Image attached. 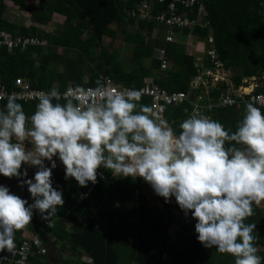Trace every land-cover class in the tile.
<instances>
[{"label":"trees","instance_id":"16d2710c","mask_svg":"<svg viewBox=\"0 0 264 264\" xmlns=\"http://www.w3.org/2000/svg\"><path fill=\"white\" fill-rule=\"evenodd\" d=\"M6 1L20 11L30 12L32 21L36 24L47 25L53 14L64 16V22L56 33L10 23L4 18ZM29 1L33 0H0V32L23 37L33 35L47 42L46 46H29L23 51L8 52L0 49V81L7 87H11L17 77L28 80L34 88L51 90L55 87L59 91L69 85L96 87V81L101 80V76H109L115 82L127 86L144 77H152L168 91L188 92L190 80L198 75L194 57L185 52L181 41L176 39L169 44L163 43V40L157 41L161 37L163 39L159 32L164 30L157 23L137 22L139 28L146 29V38L152 40L149 44H145L141 34H125V41L135 46L136 58L152 57L153 65L150 67L138 63V70L126 73L120 62L101 45L104 37L111 40L116 38V31L110 28L111 24L131 26L136 22L125 16V10L135 7L138 0H41L35 6L29 4ZM200 1L207 13L208 26L176 30V35L190 33L202 41H206L211 35L217 59L225 68L236 71L241 68L231 78L236 88L244 83L245 78L262 76L264 0ZM157 11L159 12L158 8L155 9ZM193 14H196V9ZM155 29L157 35L153 38ZM160 46L166 47L171 61V68L165 72L160 71V62L154 55L155 49ZM210 47L211 45L207 46ZM58 49L63 53L58 52ZM60 66L63 67L62 72H58ZM85 75L87 82H84ZM218 95L219 91H216L213 97ZM191 102L171 107L165 114L166 121L177 134L181 131L179 125L194 109ZM18 103L23 105V110L29 117L36 110L35 102ZM140 103L148 106L149 99L141 98ZM204 103L209 102L205 100ZM240 107L242 108L241 104L238 107H216L210 114L226 130L235 131L241 120L238 115ZM4 108L5 105H2L0 110ZM261 110L264 111L262 108ZM225 146L230 145L226 142ZM56 160L58 166L53 170V186L63 191L65 204L47 220L49 225L44 224V219L38 212L34 213L32 222L15 233L16 241L25 231L44 235L47 240L44 257L49 258V250H56V264H235V257L227 253L223 254L220 262L211 259V255L197 239V221L192 218L191 213L185 215L186 218L182 221L175 220L173 209L184 213L175 197L172 205L154 191L153 195L161 203V207H150L144 191L149 187L142 179L117 178L103 168L98 170L103 177L98 176L95 185L89 182L79 192L78 182L74 178L66 180L65 166L58 157ZM0 182L17 194L16 189L20 187L17 178L9 179L0 174ZM24 190L29 193L27 187ZM85 193L87 197L78 201L80 194ZM32 202L33 200L29 203ZM253 211L254 215L248 217L245 223L256 224L254 243L256 247L261 246L257 255L264 258V207L259 208L253 204ZM172 225L177 226L173 238L168 234ZM34 263L41 264L38 259Z\"/></svg>","mask_w":264,"mask_h":264},{"label":"clouds","instance_id":"9594fccd","mask_svg":"<svg viewBox=\"0 0 264 264\" xmlns=\"http://www.w3.org/2000/svg\"><path fill=\"white\" fill-rule=\"evenodd\" d=\"M96 85L39 93L30 117L17 97L7 96L0 110V174L27 185L33 202L0 184V252H14L15 233L34 213L47 221L64 206L52 180L58 157L65 179L81 187L95 185L101 168L114 177L143 178L166 203L174 196L185 215L191 213L204 247L231 254L235 264H262L256 224L245 221L254 215L253 204L264 202V111L247 104L235 131L193 113L177 134L140 103V91H120L102 80ZM24 165L37 169L33 178L25 179Z\"/></svg>","mask_w":264,"mask_h":264},{"label":"built area","instance_id":"2783aa9c","mask_svg":"<svg viewBox=\"0 0 264 264\" xmlns=\"http://www.w3.org/2000/svg\"><path fill=\"white\" fill-rule=\"evenodd\" d=\"M126 1V0H124ZM158 8L159 12H155ZM196 9V14L193 12ZM206 11L201 4L200 0H138L135 7L127 8L125 10V16L131 20L140 22H153L162 25L163 27V43L169 44L176 41V30L182 31L185 29H194L196 27L205 28L208 26L206 20ZM157 31V29H155ZM211 31V30H210ZM157 33H153L155 38ZM192 35V34H191ZM197 37V36H195ZM198 38V37H197ZM203 44L206 66L196 65L198 75L194 77L192 85L188 92L185 91H168L163 88L159 83L154 81V78L149 77L135 82L132 85H123L115 82L109 76H101V80L120 91L138 90L142 93V98L149 99V107L157 112L163 119L169 108L178 107L184 105L187 102H191L194 109L191 113H197L201 115V112L206 107H233L235 105H243L245 103H252L258 108L264 109V74L262 76H251L244 79V83L235 88L232 94H225L226 90H221V85H229L230 77L228 76V69L225 68L223 63L217 59L215 47L213 45V38L211 35L206 41L198 42ZM45 40H39L36 37L20 35H13L10 32H0V49H5L8 52L14 50L23 51L29 46H46ZM193 45V44H192ZM211 45L210 48H207ZM195 48H197L195 46ZM201 49V47H200ZM155 58L160 62V71L165 72L171 67L170 59L166 47L160 46L155 49ZM213 64V65H212ZM170 66V67H169ZM156 79H158L156 77ZM76 87L69 85L63 91H59L63 94L68 87ZM84 88H95L93 86H81ZM209 87V89H208ZM207 101H210L208 105L204 104L203 94L207 92ZM246 89H250L247 91ZM203 90V92H202ZM219 91L217 99L209 97L210 91ZM41 88H34L30 82L22 77H17L11 83V87H7L0 81V96L4 99H0V108L2 105H6L7 96L13 95L17 97V102L38 103L36 97L39 93L48 92ZM63 102V101H61ZM56 159V158H55ZM46 164L50 167V162L46 161ZM58 166V161H57ZM55 169V168H54ZM53 169V170H54ZM101 173V172H99ZM99 177H103L98 175ZM78 197V201H82L84 198ZM45 225H49V222L44 220ZM16 248L13 253L7 250L0 252V264H35L34 260L39 259L46 255V247L40 240V235L34 234L29 231L23 232L21 238L16 241Z\"/></svg>","mask_w":264,"mask_h":264},{"label":"rangeland","instance_id":"374dc122","mask_svg":"<svg viewBox=\"0 0 264 264\" xmlns=\"http://www.w3.org/2000/svg\"><path fill=\"white\" fill-rule=\"evenodd\" d=\"M37 2H38V0L37 1L33 0L32 2L29 1V4H32V5L35 6V5H37ZM52 23H54V22H52ZM110 28L113 29L114 31H116V38L114 40H111L108 37H104L102 39L101 45H103L106 48V50L110 54H112L113 57L116 60H118L120 62L124 72L127 73V72L138 70L139 69V64L138 63H141L142 65H145L147 67H150V66L153 65L152 57L136 58V55H135V52H134V50H135L134 44L128 43V42L125 41V34L129 33V32L130 33H132V32L133 33H138V34L143 35L144 39H145V44L146 43L149 44L150 41H152V40L146 38V35H148L146 29L139 28L138 24H137V21L134 22L131 26L111 24ZM153 33H157V31L153 30ZM162 33H163V30H161L159 32V35L162 34ZM175 38L178 41H181L184 44L183 47L185 48V52L187 54H189V55H192L194 57V62H195L196 65H199V66L201 65L202 67L206 66L204 64L206 62L205 54H204L205 53L204 50L206 48L203 49V46H202L203 44L202 43L201 44L198 43V42H203L202 40H200L199 38L191 35L190 33L187 34V35L176 36ZM157 41L158 42H162V37L157 39ZM195 46L197 48H195ZM200 47H201V49H200ZM59 52L63 53L62 50H60ZM169 65H171V61H170ZM240 70H241V68H238L237 71L232 68V69H230L228 71V76L230 77L229 85H221L220 86L221 90H226L227 91L225 94L230 95L235 90L236 87L234 86L233 82L231 81V78L234 75H236L238 72H240ZM86 77H87V75L84 76V79ZM193 80H194V78H192L190 80V85H192ZM208 89H209V87H208ZM208 89H207V92H205L203 94V97L206 100H207L206 96H207V93L209 91ZM202 92H203V90H202ZM212 92L213 91L209 92V97L210 98L213 97L212 96ZM209 103H210V101H209ZM246 105H247V103L243 104L242 108L240 107V109H238V115L240 116L239 117L240 119H242V117H243V115L245 113ZM237 107H238V105H237ZM214 108H216V107H206V108H204L202 110L201 114L203 116H207V117L213 119V117H212V115L210 113H211V111H213ZM168 124L170 126V123H168ZM24 167L28 168V177H26V178L27 179L28 178H33L35 172L37 171V169L35 167H28L27 165H24ZM117 178H119V177H117ZM138 178H140V177H138ZM140 179H142L144 181L143 178H140ZM145 183L150 189V191H149L148 188L144 190L145 193H146L145 195L147 197V199H146L147 204L150 207H152L154 205H157V206L161 207V203H159L158 200L153 195V192H154L153 188L151 187V185L149 183H147V182H145ZM0 184L6 185L3 182H0ZM25 187H27V185H25L23 188H21V187L17 188L16 189L17 195H19L22 198L28 200V202H31L32 201V197H31L30 193H27V191L24 190ZM81 189H82V187L80 186V188L78 189L79 192H82ZM170 203L172 205H174V196L171 198V202ZM258 207L259 208H263L264 207V202H262L261 205H259ZM173 213H174L176 221H182V220H184L186 218L185 214L182 213L179 210L173 209ZM176 230H177V226L176 225H172L170 227V229L168 231V234H169V236L171 238L174 237ZM257 248H258V250H261V246H258ZM205 250L208 252V254L211 255V259L213 261H217V262L219 261L220 262L223 259V254L217 252L216 249H214V248H206L205 247ZM55 252H56V250H52V251L49 250V252H48L49 258L43 256V257H40L38 259V261L41 262V264H54L53 262H55L54 261V257H55V254H56ZM55 264H56V262H55Z\"/></svg>","mask_w":264,"mask_h":264},{"label":"crops","instance_id":"0c3cea01","mask_svg":"<svg viewBox=\"0 0 264 264\" xmlns=\"http://www.w3.org/2000/svg\"><path fill=\"white\" fill-rule=\"evenodd\" d=\"M40 1L38 0L37 5L39 4ZM5 3L7 5V10H6V13L4 15V18L7 21H9L10 23L21 25L25 28L35 27L37 29L44 30L45 32H48V33H53V32L56 33L57 28H60V26H62V24L64 22V16L59 15V14H53L51 21L47 25L36 24L32 21V16H31L32 14L30 12L20 11L16 6H14L9 1H6ZM52 22H54V23H52ZM29 36L36 37L33 35H29ZM212 47H215L214 44L212 45ZM57 51L59 52L60 49H58ZM154 54H155V52H154ZM58 70H59L58 72H62L63 71L62 66H60L58 68ZM145 78H149V77H144L143 79H145ZM87 80H88V78L86 77L84 79V82H87ZM216 91H218V90H215L212 92V96ZM213 99H217V97L216 98L213 97ZM208 104L209 103H206L205 105H208ZM170 126L172 127L171 124H170Z\"/></svg>","mask_w":264,"mask_h":264},{"label":"water","instance_id":"95a60500","mask_svg":"<svg viewBox=\"0 0 264 264\" xmlns=\"http://www.w3.org/2000/svg\"><path fill=\"white\" fill-rule=\"evenodd\" d=\"M210 34H212V30L210 31ZM40 240L43 244L47 243L46 237L44 235H40Z\"/></svg>","mask_w":264,"mask_h":264},{"label":"bare ground","instance_id":"6f19581e","mask_svg":"<svg viewBox=\"0 0 264 264\" xmlns=\"http://www.w3.org/2000/svg\"><path fill=\"white\" fill-rule=\"evenodd\" d=\"M247 91H250V89H246Z\"/></svg>","mask_w":264,"mask_h":264}]
</instances>
